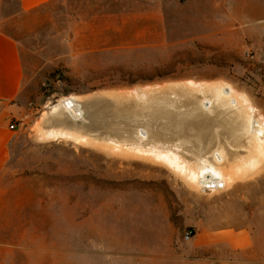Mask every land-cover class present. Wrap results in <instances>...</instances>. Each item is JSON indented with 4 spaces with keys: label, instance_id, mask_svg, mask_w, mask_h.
I'll list each match as a JSON object with an SVG mask.
<instances>
[{
    "label": "rangeland",
    "instance_id": "374dc122",
    "mask_svg": "<svg viewBox=\"0 0 264 264\" xmlns=\"http://www.w3.org/2000/svg\"><path fill=\"white\" fill-rule=\"evenodd\" d=\"M5 11L1 29L19 42L25 75L0 175V264H264V150L254 148L250 124L224 127L236 112L249 116L240 98L193 88L200 114L224 112L218 97L232 105L198 139L167 116L185 106L189 114L188 102L153 111L140 106L146 97L126 92L133 97L113 100L112 116L105 105L90 109V125L58 104L193 79L233 86L264 116V0H51ZM49 131L86 140L39 139ZM153 148L226 175L262 165L227 188L201 190L138 152Z\"/></svg>",
    "mask_w": 264,
    "mask_h": 264
},
{
    "label": "bare ground",
    "instance_id": "6f19581e",
    "mask_svg": "<svg viewBox=\"0 0 264 264\" xmlns=\"http://www.w3.org/2000/svg\"><path fill=\"white\" fill-rule=\"evenodd\" d=\"M184 83L185 84L176 83L177 86H178L177 90L180 89L181 91L185 92V94H184L185 97H186L185 100H188L187 102L191 104V107L192 106H194V107L192 108L191 111L188 109V111H190L189 114H188V112H186V114H184L185 113L184 112L183 113L184 115H182V113H181L182 111L181 110L184 109L186 106L184 108L182 107V109L180 108L181 110L179 109L180 110V114L177 113V112H174V111L172 112L171 110H167V113H168L167 116L169 114H171V116H170L171 120H172L171 122H173L171 125H173L174 123L179 125L180 129L184 133L185 132L186 133H190V134H192V136L194 135L198 139V137L201 136L202 133L204 134V133H208L210 131V129L212 128L211 126L213 125V123L217 119H219V116H221L222 114L226 115V113L228 112L227 111L228 105L230 103H232V99L233 98L236 99L237 101L239 100L238 98H240V101L243 103L245 108L249 111V113H248L249 116L243 117L244 114L242 115L241 113H239V112L237 113L236 112V113H234V116L232 117V120L230 122H228V123H225L224 127L227 129V132H229V130L227 128L228 125H229L230 129H233L234 131H238L240 127H243V126L246 127L245 125H249L250 124L249 126H250L251 130L249 132H251V134H252L254 148L261 149V152H263L262 150H264V116L259 112V110L256 107V105H254L253 102L246 95L240 93L237 89H235L233 86H231L229 84L225 85V83H224V85H221V86H211V87H208V88L205 86L206 84L203 83L202 81H196V80H193V79H190L189 81H186ZM181 84H182V86H181ZM160 85H162V84H160ZM168 85H171V86H168ZM174 85L175 84H172V83L171 84H166V86L156 87L155 89L154 88L150 89V87H148V86H138V87L136 86V87H133V88H130V89L128 88L127 89L128 91H123L122 90L121 92H116L114 94L112 92L108 91V93L106 95L110 99H112V101L113 100H117V102H120V101L124 102V100L128 99L129 97H133V95H128V94H125V93L126 92H128V93L132 92V93L135 94L136 97H138L139 100L142 97H146L144 100H142L141 105L140 104L139 105L142 106V107H148V109H149V107H151L154 104H160V103H162L164 101H170L171 102V91H172ZM188 87L198 88L201 91H207V92L210 90V88H212V90L214 89V91L216 89V91L219 93V95H222L223 97L229 99L230 103L226 99L222 100L219 97L215 98L214 100L215 101L217 100V102H215L217 106H223V105L226 106L227 105V107H226L227 109L224 110V112H223V109L225 107L223 109H221V110H217L216 109V112H212V113L215 114L214 117L211 116L212 114L211 115L207 114L208 112L205 113L206 111L205 112L202 111V113L200 114V112L198 113V111H196L195 100L193 101L194 98L192 96L193 94L192 95L186 94V93H189L191 91ZM218 87L220 88V90H219ZM118 93H120V94H118ZM156 93H159V95H156ZM236 100H235V103L237 102ZM197 102H196V104L199 105V103H197ZM208 102L206 101L205 103H208ZM182 103H185V102H182ZM210 103H208V104H210ZM58 104L61 105L66 111L71 113L76 118H77V116L82 115L81 109H80L81 108V104L78 103L76 101V99L74 97H72V96L63 97L62 99L59 100ZM179 104H180V102H179ZM243 105H242V107H243ZM229 106H232V105H229ZM236 106H237V104H236ZM152 107H151L150 110L154 111V109H152ZM171 107L173 109V106H171ZM159 108H160V106H159ZM165 109H166V107H165ZM174 109H175V105H174ZM157 110H158V108H157ZM184 110H186V109H184ZM197 110H198V107H197ZM201 110H202V108H201ZM159 112H160V110H159ZM241 112H243V111H241ZM149 113H150V111H149ZM152 114L153 113L151 112V115ZM100 115H101V113H100ZM204 115H206V116H204ZM153 116L156 117V115H154V114H153ZM158 120H157L156 123L160 122V120L159 121ZM148 122L150 123L149 120H148ZM161 122L163 124V122H165V121H161ZM161 122H160V125H162ZM160 125H159V127H160ZM162 126H161V128H162ZM175 126L176 125H174V127L171 126V128L172 127L175 128ZM244 129H246V128H244ZM173 130H175V129H173ZM168 131H169V129H168ZM177 133H179V132H177ZM38 137H39V139H42V140L54 139V138H57V137H66V138H71V139H75V140L77 139V140H82V141L86 140V138L82 139L80 136H75V135L70 134V133L65 132V131H49V132H46L45 134H39ZM106 147L108 149L112 150V151L116 150V151L123 152L122 149L120 147H118V146H115V147L113 146L112 147L110 145H106ZM138 152L144 154V156L145 155L150 156L149 158L152 157L155 162L157 160V161H159V163H163V165L165 164L169 169H171L172 172H175L177 175L181 176L184 179V182H186L189 186H191V188L201 189V190H204L205 188H210V189L216 191V190H221V189L227 188V187L231 186V184L234 182V180L237 177L244 178V177L251 176L256 171L258 172L260 166L262 165V164L260 166L259 165H255V167H253V168H251V166L249 165L250 167H244L243 169L238 170L236 172H233L234 171L233 170L229 174L226 175V173H223V171L219 170L218 167H216L214 164L213 165H211V164H203V165H201L199 167H196L197 169H195V166H194L193 167L194 169H193L192 166L190 167L186 163L182 162L180 157H178L172 151L163 152V151L158 150L157 148H153V150L149 151L148 153H146L147 151H143V150H138ZM260 154L261 153H259V155ZM220 159L221 158H218V160H220ZM249 163H251V162H248V164ZM258 164H260V163H258Z\"/></svg>",
    "mask_w": 264,
    "mask_h": 264
},
{
    "label": "crops",
    "instance_id": "0c3cea01",
    "mask_svg": "<svg viewBox=\"0 0 264 264\" xmlns=\"http://www.w3.org/2000/svg\"><path fill=\"white\" fill-rule=\"evenodd\" d=\"M49 1L51 0H0V175L10 159L11 142L15 135L12 126L15 125L16 99L25 75L19 42L1 29V22L8 18L5 8L11 5L18 7V12H29Z\"/></svg>",
    "mask_w": 264,
    "mask_h": 264
},
{
    "label": "water",
    "instance_id": "95a60500",
    "mask_svg": "<svg viewBox=\"0 0 264 264\" xmlns=\"http://www.w3.org/2000/svg\"><path fill=\"white\" fill-rule=\"evenodd\" d=\"M162 83V85H160ZM161 83H158V84H155V85H148V86H150V89H155L156 87H163V86H166V84H175L174 86H173V89H172V91H171V102L170 101H164V102H162V103H160V104H171V106H174V104H176L177 102L179 103V102H187V100H185L184 98H186L185 97V92H183V91H181L180 89L179 90H177V88H178V86H177V84L176 83H183V84H185L184 82H161ZM182 85V84H181ZM168 86H171V85H168ZM192 92L190 93H186V94H189V95H192L193 94V91H196V90H194L193 88H191V87H188ZM158 89V88H157ZM108 91H112V90H102V91H100V93H98V94H93V95H90V96H88L87 98H85L83 101H79L80 103H81V106L83 107L82 109L83 110H81L82 111V115H80V116H77V118H75L74 116H72V115H70L69 113V115H70V117L74 120V121H79V120H81L82 118H84V116L85 115H87V118H88V120H89V115H88V111H90V109H93V108H97L98 106H100V105H105L106 106V110H109V111H107V112H109V113H107V115L109 116L111 113V116L112 115H114V112L116 111V108L118 107V105H117V103L115 102V101H112V99H110L106 94L108 93ZM120 91V90H119ZM119 91H112V92H119ZM200 91V90H199ZM201 92H205V91H201ZM156 95H159V93H156ZM161 95V94H160ZM182 97H184V98H182ZM205 101H203V103H204ZM159 104V105H160ZM205 104V103H204ZM207 104V103H206ZM154 105H157V104H154ZM154 105H152V106H154ZM151 106V107H152ZM85 108V109H84ZM144 108H148V107H144ZM142 109V108H141ZM141 109H138L137 111H140ZM85 110V111H84ZM120 112H122V110L120 111ZM119 112V114H121ZM130 112H132L131 110H126L125 112H124V115L125 116H127V115H129L130 114ZM133 112H135V111H133ZM56 115V114H55ZM122 115V114H121ZM123 116V115H122ZM121 117L122 119H124V121L126 122L127 121V118L128 117ZM130 117V116H129ZM52 119L53 120H55V121H59V123H62V124H65L68 128H70L71 127V125L69 124V123H71L70 121H69V118H67V117H65V119L64 118H59L58 116H57V118H54L53 117V115H52ZM126 119V120H125ZM64 121H67V122H64ZM127 123H128V121H127ZM103 124H105V123H103ZM89 125H90V120H89ZM89 125H87V128H90V129H92ZM116 125V124H115ZM70 126V127H69ZM104 126V127H103ZM101 128H108V125L106 124V126L105 125H101L100 126ZM116 127L117 128H119L117 125H116ZM92 130H95V129H92ZM108 130H109V128H108ZM110 131V130H109ZM120 133V132H119ZM142 136V135H141ZM143 137V136H142Z\"/></svg>",
    "mask_w": 264,
    "mask_h": 264
},
{
    "label": "built area",
    "instance_id": "2783aa9c",
    "mask_svg": "<svg viewBox=\"0 0 264 264\" xmlns=\"http://www.w3.org/2000/svg\"><path fill=\"white\" fill-rule=\"evenodd\" d=\"M247 55H248L249 57H251V58H254L253 50H247ZM12 128L15 129V128H16V125H13ZM190 236H191V231H187V232L185 233V237H186V238H189Z\"/></svg>",
    "mask_w": 264,
    "mask_h": 264
}]
</instances>
